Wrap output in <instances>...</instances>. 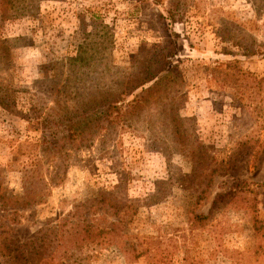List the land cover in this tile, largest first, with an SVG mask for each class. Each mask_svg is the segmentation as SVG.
Segmentation results:
<instances>
[{
    "label": "rangeland",
    "instance_id": "obj_1",
    "mask_svg": "<svg viewBox=\"0 0 264 264\" xmlns=\"http://www.w3.org/2000/svg\"><path fill=\"white\" fill-rule=\"evenodd\" d=\"M5 8L0 264H264V0Z\"/></svg>",
    "mask_w": 264,
    "mask_h": 264
},
{
    "label": "trees",
    "instance_id": "obj_2",
    "mask_svg": "<svg viewBox=\"0 0 264 264\" xmlns=\"http://www.w3.org/2000/svg\"><path fill=\"white\" fill-rule=\"evenodd\" d=\"M10 2V0H0V6H3V13H0L1 18H5L4 14L7 13V9L5 8L6 5H8V3ZM150 70V68L148 69ZM145 80V79H144ZM156 82V81H155ZM146 82L142 81L140 83V85H144ZM156 88V86H152L150 89H145L146 93H151L154 91V89ZM144 94H139L135 97V99L133 100V105L135 106H139L142 104V101L144 99ZM104 107L106 108V114L109 113L112 109L114 108H118L117 107V100H111V101H107L106 103H104ZM105 114V115H106ZM101 122V120L99 121ZM68 137L71 138L72 140L76 141L78 140V137L82 134L81 130H78V125L76 122L71 123V125L68 126ZM201 145V144H199ZM213 160V157H212ZM107 199V197H106ZM85 227H93V225L91 224H87L85 225ZM84 231H86L84 229ZM99 234L102 233H106V234H112L113 229H109V230H103L102 228H98L97 231ZM89 238V237H88ZM64 240V239H62ZM45 249V245H40ZM10 248V247H9ZM46 251H43L42 253L40 252L39 248L36 251L35 255H28L27 253H25V251H21L20 248L17 249V252L14 251V249H9L8 253L5 254L7 260L9 262H11V264H54L55 261V255L51 254V255H46ZM47 256V257H45ZM58 264H63V262H57Z\"/></svg>",
    "mask_w": 264,
    "mask_h": 264
}]
</instances>
